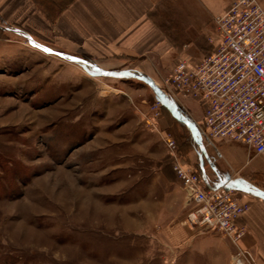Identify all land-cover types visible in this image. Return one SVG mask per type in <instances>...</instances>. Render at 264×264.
Here are the masks:
<instances>
[{
  "label": "rangeland",
  "instance_id": "374dc122",
  "mask_svg": "<svg viewBox=\"0 0 264 264\" xmlns=\"http://www.w3.org/2000/svg\"><path fill=\"white\" fill-rule=\"evenodd\" d=\"M179 8L163 0L162 27H187ZM1 40L0 264H230L229 241L199 227L224 240L169 257L161 202L168 226L193 204L161 178V161L176 176L162 138L186 151L191 138L147 85L105 88L83 61Z\"/></svg>",
  "mask_w": 264,
  "mask_h": 264
},
{
  "label": "crops",
  "instance_id": "0c3cea01",
  "mask_svg": "<svg viewBox=\"0 0 264 264\" xmlns=\"http://www.w3.org/2000/svg\"><path fill=\"white\" fill-rule=\"evenodd\" d=\"M174 1L185 13L187 27L181 19L175 21L176 16L172 27L165 30L161 26L163 0H0V40L12 38L32 49H50L45 52L67 61L88 63L85 65L98 73L93 78L100 83L115 79L147 85L168 115L190 135L189 150L179 149L183 162L195 168L209 188L238 185L243 189L238 195L248 207L242 220L247 233L240 245L255 255L257 264H264V156L239 143L211 144L204 137L201 146L189 127L201 128L200 101L171 93L163 86V82L170 84L181 59L187 58L193 68L209 54L207 44L199 42L198 32L209 29L212 19L227 13L234 0ZM258 1L264 6V0ZM1 42L0 49L8 46ZM104 86L112 89L106 82ZM161 178L185 193L177 176L162 161ZM246 189L255 195L246 194ZM164 208L161 202V238L169 248V257L177 258L193 245L214 246L221 240L218 233L189 227L180 210L168 226Z\"/></svg>",
  "mask_w": 264,
  "mask_h": 264
},
{
  "label": "built area",
  "instance_id": "2783aa9c",
  "mask_svg": "<svg viewBox=\"0 0 264 264\" xmlns=\"http://www.w3.org/2000/svg\"><path fill=\"white\" fill-rule=\"evenodd\" d=\"M210 49L195 67L181 59L170 78L173 91L200 101L201 128L189 125L197 142H235L264 156V6L258 0H234L227 13L212 19L207 36ZM163 102L158 101L162 107ZM163 142L173 169L193 209L185 223L218 233L234 247L230 264H257L240 243L247 233L242 224L248 207L238 185L209 188L201 174L183 162L175 139ZM255 195L251 189L244 191Z\"/></svg>",
  "mask_w": 264,
  "mask_h": 264
},
{
  "label": "snow or ice",
  "instance_id": "6c2138e0",
  "mask_svg": "<svg viewBox=\"0 0 264 264\" xmlns=\"http://www.w3.org/2000/svg\"><path fill=\"white\" fill-rule=\"evenodd\" d=\"M45 51H48V52H51V50L50 49H44Z\"/></svg>",
  "mask_w": 264,
  "mask_h": 264
},
{
  "label": "water",
  "instance_id": "95a60500",
  "mask_svg": "<svg viewBox=\"0 0 264 264\" xmlns=\"http://www.w3.org/2000/svg\"><path fill=\"white\" fill-rule=\"evenodd\" d=\"M85 64L89 65L88 63H85ZM183 120H184V119H183Z\"/></svg>",
  "mask_w": 264,
  "mask_h": 264
},
{
  "label": "trees",
  "instance_id": "16d2710c",
  "mask_svg": "<svg viewBox=\"0 0 264 264\" xmlns=\"http://www.w3.org/2000/svg\"><path fill=\"white\" fill-rule=\"evenodd\" d=\"M179 149V148H178Z\"/></svg>",
  "mask_w": 264,
  "mask_h": 264
}]
</instances>
